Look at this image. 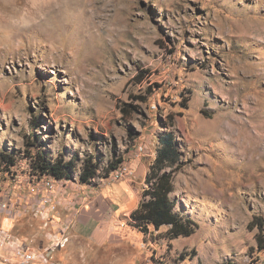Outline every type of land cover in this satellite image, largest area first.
Wrapping results in <instances>:
<instances>
[{
    "label": "rangeland",
    "instance_id": "374dc122",
    "mask_svg": "<svg viewBox=\"0 0 264 264\" xmlns=\"http://www.w3.org/2000/svg\"><path fill=\"white\" fill-rule=\"evenodd\" d=\"M58 5L51 17L43 2L0 0V152L18 159L0 172L10 227L52 264H264V0ZM165 137L179 152L164 168L175 210L198 226L190 237L150 227L114 232L103 246L74 240L79 204L57 247L72 210L45 218L19 199L18 185L28 191L36 177L29 142L30 151L42 144L51 159L74 162L75 178L97 165L94 184L120 217L124 202L111 194L120 182L102 181L138 143L150 172Z\"/></svg>",
    "mask_w": 264,
    "mask_h": 264
},
{
    "label": "trees",
    "instance_id": "16d2710c",
    "mask_svg": "<svg viewBox=\"0 0 264 264\" xmlns=\"http://www.w3.org/2000/svg\"><path fill=\"white\" fill-rule=\"evenodd\" d=\"M162 141L163 148L159 150L155 166L148 174L147 185L149 187L143 192L139 207L132 212L129 225L143 235L149 234L150 227L157 231L162 227H168L166 237L170 240L190 237L196 232L198 226L191 218L176 212L175 201L172 197L175 191L173 176L171 172L164 171L165 167L172 168L177 164L179 152L174 147L172 137H165ZM36 147L35 144L29 142L30 175L37 178L48 177L56 181H77L80 185H96L94 179L98 172L97 165L87 161L78 173L79 177L75 178L77 168L74 162L66 161L63 156L55 160L51 159L48 152L42 148V144L39 145V150L30 151L31 148ZM16 157L14 153L0 152V172L15 166L18 161ZM123 161V159L118 160L108 172L107 177ZM260 248L264 250V246Z\"/></svg>",
    "mask_w": 264,
    "mask_h": 264
},
{
    "label": "built area",
    "instance_id": "2783aa9c",
    "mask_svg": "<svg viewBox=\"0 0 264 264\" xmlns=\"http://www.w3.org/2000/svg\"><path fill=\"white\" fill-rule=\"evenodd\" d=\"M146 153L147 146L144 143L136 144L128 153L127 158L102 183H106V181L111 183L123 182L133 178L135 171L132 163L136 160H141ZM65 182L69 185H66ZM74 184L76 183L72 181H56L48 177H35L30 180L28 191H25L22 184L17 187L20 201L28 204L35 213L45 218H49L52 214L58 212L61 205H66L72 210V214L69 215L70 217L65 224L63 243H61L62 241L58 242L57 247L60 245L64 247L68 242L65 234L71 229L74 218L79 213L76 206L85 199L84 197H72L69 195L67 187ZM8 193L10 196L12 195L11 191ZM0 212L7 217L5 226H0V264H52V259L48 252L33 249L10 227L14 220L13 215L15 212L8 202L0 201Z\"/></svg>",
    "mask_w": 264,
    "mask_h": 264
},
{
    "label": "crops",
    "instance_id": "0c3cea01",
    "mask_svg": "<svg viewBox=\"0 0 264 264\" xmlns=\"http://www.w3.org/2000/svg\"><path fill=\"white\" fill-rule=\"evenodd\" d=\"M135 162L136 163H133V169L135 171L133 178L120 182L118 186H116L117 192L111 193L113 196L121 198L124 202V205L121 208L125 209L122 210V215L120 217L118 216L117 209L112 208L108 204L105 193L102 192V187L96 188V185L88 186L80 184H74L67 187L70 196H80L82 192H88L85 190L87 188L90 189L93 187L92 190L94 191L92 198L88 197L85 201L84 199L81 201V204H83L82 211L71 231L72 239L103 246L111 241V235H114V232H133L131 228L136 230L130 225H127L126 222L130 221L132 212L139 207L142 200L144 192L142 190L143 183L140 184L138 179L143 177L145 181L148 177L149 170L140 160H136ZM106 183L103 186L114 184ZM65 184L69 185L66 182ZM73 190L78 193L73 194V192H75ZM131 203L135 205H130Z\"/></svg>",
    "mask_w": 264,
    "mask_h": 264
},
{
    "label": "bare ground",
    "instance_id": "6f19581e",
    "mask_svg": "<svg viewBox=\"0 0 264 264\" xmlns=\"http://www.w3.org/2000/svg\"><path fill=\"white\" fill-rule=\"evenodd\" d=\"M30 1H33L34 3L36 2H43L44 4H46L49 9H50V16L51 17H54V16H57L58 15V10H56L55 8L59 7L58 3H61L62 0H29ZM57 1V2H56ZM65 4V3H64ZM67 4V2H66ZM21 10V9H20ZM18 10H15L14 12L16 13ZM30 11V10H29ZM33 11V10H32ZM31 12V11H30ZM18 14V13H17ZM22 14V13H21ZM60 14V12H59ZM33 17V16H32ZM31 17V18H32ZM57 19V18H56ZM8 223V221H6Z\"/></svg>",
    "mask_w": 264,
    "mask_h": 264
}]
</instances>
